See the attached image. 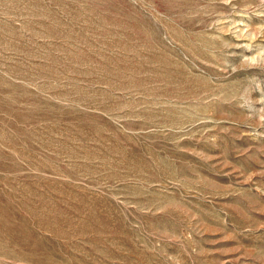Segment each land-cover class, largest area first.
<instances>
[{"label":"rangeland","instance_id":"rangeland-1","mask_svg":"<svg viewBox=\"0 0 264 264\" xmlns=\"http://www.w3.org/2000/svg\"><path fill=\"white\" fill-rule=\"evenodd\" d=\"M0 264H264V0H0Z\"/></svg>","mask_w":264,"mask_h":264},{"label":"clouds","instance_id":"clouds-1","mask_svg":"<svg viewBox=\"0 0 264 264\" xmlns=\"http://www.w3.org/2000/svg\"><path fill=\"white\" fill-rule=\"evenodd\" d=\"M254 62V61H253Z\"/></svg>","mask_w":264,"mask_h":264}]
</instances>
